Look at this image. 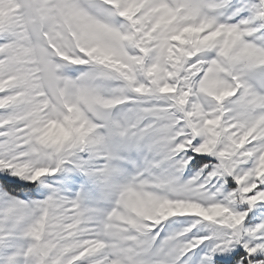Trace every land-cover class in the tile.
<instances>
[{
	"label": "snow or ice",
	"instance_id": "snow-or-ice-1",
	"mask_svg": "<svg viewBox=\"0 0 264 264\" xmlns=\"http://www.w3.org/2000/svg\"><path fill=\"white\" fill-rule=\"evenodd\" d=\"M0 264H264V0H0Z\"/></svg>",
	"mask_w": 264,
	"mask_h": 264
}]
</instances>
